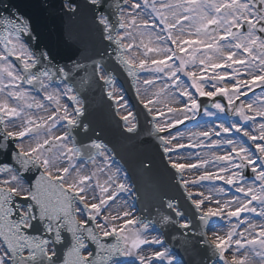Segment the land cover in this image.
<instances>
[{
    "label": "snow or ice",
    "instance_id": "obj_1",
    "mask_svg": "<svg viewBox=\"0 0 264 264\" xmlns=\"http://www.w3.org/2000/svg\"><path fill=\"white\" fill-rule=\"evenodd\" d=\"M63 12L60 63L0 0V264H181L173 230L213 264H264V0H64ZM97 126L113 138L89 135ZM144 136L182 197L161 190Z\"/></svg>",
    "mask_w": 264,
    "mask_h": 264
},
{
    "label": "water",
    "instance_id": "obj_2",
    "mask_svg": "<svg viewBox=\"0 0 264 264\" xmlns=\"http://www.w3.org/2000/svg\"><path fill=\"white\" fill-rule=\"evenodd\" d=\"M37 6H31L28 4H25V2H21L20 0H8L7 3H15L20 8L21 11H23L25 14L30 15L33 20L36 27L37 35L39 36L38 42L36 44L37 49H40L41 46L46 47L50 54L54 57L55 54L51 50L50 46L42 42L44 38H46L47 41H50L51 43L54 41V43L57 45H60V43L63 41L65 46L69 48V46L66 44V42L63 39V32L64 27L68 21L67 15L63 12V5L59 0H32ZM51 33L53 35H56L57 37L59 35V38H53ZM87 39H93L98 41V36L96 37H89ZM44 44V45H43ZM63 58V57H60ZM62 62H66V57L61 59ZM154 138V137H152ZM146 140L144 141L145 145H148V151L147 153L151 155V146L154 144L152 142L151 138L146 137ZM143 143V142H142ZM141 145V144H140ZM8 161L6 157L1 158L0 161Z\"/></svg>",
    "mask_w": 264,
    "mask_h": 264
},
{
    "label": "rangeland",
    "instance_id": "obj_3",
    "mask_svg": "<svg viewBox=\"0 0 264 264\" xmlns=\"http://www.w3.org/2000/svg\"><path fill=\"white\" fill-rule=\"evenodd\" d=\"M180 127H183V126H180ZM173 131H175V130H173ZM197 174L198 173H194L191 177L187 174L186 178L194 179ZM193 190L196 191V189H193ZM111 211L113 212L114 210H111ZM105 214H107V211L105 212ZM113 214H115V211L113 212ZM149 254H150V250H146L145 255H149Z\"/></svg>",
    "mask_w": 264,
    "mask_h": 264
},
{
    "label": "bare ground",
    "instance_id": "obj_4",
    "mask_svg": "<svg viewBox=\"0 0 264 264\" xmlns=\"http://www.w3.org/2000/svg\"><path fill=\"white\" fill-rule=\"evenodd\" d=\"M89 167V166H88ZM191 175H193V173H191ZM114 212V211H113ZM228 227V226H227ZM217 228L222 229V230H226V226H222L220 224L217 223ZM211 235V232L209 233Z\"/></svg>",
    "mask_w": 264,
    "mask_h": 264
}]
</instances>
